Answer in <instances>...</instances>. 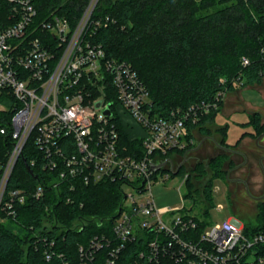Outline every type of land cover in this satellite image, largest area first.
Returning <instances> with one entry per match:
<instances>
[{
    "label": "built area",
    "instance_id": "2783aa9c",
    "mask_svg": "<svg viewBox=\"0 0 264 264\" xmlns=\"http://www.w3.org/2000/svg\"><path fill=\"white\" fill-rule=\"evenodd\" d=\"M8 1L7 16L0 15V221L16 218L17 206L28 197H45L42 182L10 186L29 147L35 152L30 165L39 163L40 153L54 187L70 181L74 190L75 180L121 183L124 198L111 233L79 245L81 264H264V232L245 233L246 223L237 216L207 228L208 221L202 226L204 218L185 206L159 208L151 191L157 175L180 173L174 154L194 144L188 123L197 124L219 102L154 112L133 65L108 57L92 41L98 27L111 22L109 16L92 19L97 0L75 26L57 14L35 23L34 0ZM249 62L243 58V65ZM227 92L218 97L224 100ZM123 129L140 146L136 141L130 149ZM189 175L182 176L185 185ZM56 245L52 240L46 249L48 260L64 258Z\"/></svg>",
    "mask_w": 264,
    "mask_h": 264
},
{
    "label": "trees",
    "instance_id": "16d2710c",
    "mask_svg": "<svg viewBox=\"0 0 264 264\" xmlns=\"http://www.w3.org/2000/svg\"><path fill=\"white\" fill-rule=\"evenodd\" d=\"M90 1L34 0L35 23L57 14L75 26ZM9 8L8 0H0L2 17ZM106 16L111 22L100 25L92 41L101 43L108 57L133 65L149 89L154 112L167 115L192 105L219 102V107L203 114L197 124L188 123L193 137L195 129L212 134L209 123L223 105L220 91L231 92L264 77V0H98L92 19ZM244 57L249 64L243 65ZM244 123L252 127L255 136L264 130L259 112L249 115ZM122 140L130 149L136 141L141 144L139 140L128 141L124 129ZM220 142L227 143L225 138ZM33 156L35 152L26 147L25 159L17 162L10 186L33 188L42 182L45 197H28L17 206L16 218L0 221V264H63L65 259L81 264L79 245L103 231L111 233L124 198L121 183L103 180L86 185L75 180L74 190L70 181L54 187L46 179L50 175L42 168L41 154L37 152L39 163L35 166L30 165ZM224 160L222 155L211 160V176L202 187H194L191 177L187 179L188 196L206 204L202 226L207 222L204 215L212 199L213 179L223 176ZM199 168L208 174L198 162L190 176ZM258 206L257 219L245 224V233L264 232V200ZM52 240L57 243L53 249L64 258H46L44 253Z\"/></svg>",
    "mask_w": 264,
    "mask_h": 264
},
{
    "label": "rangeland",
    "instance_id": "374dc122",
    "mask_svg": "<svg viewBox=\"0 0 264 264\" xmlns=\"http://www.w3.org/2000/svg\"><path fill=\"white\" fill-rule=\"evenodd\" d=\"M259 112L262 119H264V77L261 81L254 84L246 85L242 88H237L231 92H227L223 100V105L220 112L216 115L215 119L208 125L211 127L212 134L216 137H221L222 134L218 131L225 130V136L228 143L244 149L248 153V165L242 167L243 172L250 174V182L254 185L252 190L255 195L263 194V181L264 174L258 165V154L260 150L255 145V132L251 126H247L244 122L248 119L246 113ZM244 123V124H243ZM219 125V126H218ZM247 132L245 135L242 133ZM198 135V134H197ZM242 135V136H241ZM214 140H206L203 146L196 151H188L183 154L182 151L177 152L174 157V162L178 165L187 157L182 171L178 174L170 175L168 178L163 179L160 174L153 179L151 191L159 208L164 207H181L185 206L187 210L197 213L202 216L204 211V203L193 200L188 196V188L183 182V175L194 168L196 163L201 162L208 169V174H202V169L199 168L198 172H193L191 176L192 184L196 186H203L211 176L209 165L211 160L221 153L219 143ZM195 144V142H194ZM193 144V145H194ZM191 145V147H193ZM185 155V156H184ZM235 161L240 162L243 159L234 156ZM199 173V174H197ZM127 191H131V187H126ZM144 197L143 194H138ZM264 200L254 199L248 193L246 187H236L235 184L231 185L223 177L213 179L212 185V199L209 200L210 206L208 213L204 215L207 218V228L212 223L222 222L231 216L239 217L244 223L255 222L260 207L258 202Z\"/></svg>",
    "mask_w": 264,
    "mask_h": 264
},
{
    "label": "flooded vegetation",
    "instance_id": "af4514ba",
    "mask_svg": "<svg viewBox=\"0 0 264 264\" xmlns=\"http://www.w3.org/2000/svg\"><path fill=\"white\" fill-rule=\"evenodd\" d=\"M262 122L264 123V119H262ZM261 137V138H259ZM220 145V149L222 150L219 155H222L225 157L224 163H223V178L230 183L231 185L235 184L236 187H246L248 193L251 195L254 199H261L264 198V181H263V194L260 193V195H255L252 188L254 185L252 182H250L249 176L250 174L248 171L245 173L242 170V167L248 165V153L244 149H238L237 147L230 145L228 143L222 144L220 141H218ZM255 145L258 150H260V153L258 154V165L263 171L264 174V130L256 137L255 139ZM234 156L241 157L243 160L240 162L235 161L236 159ZM187 158V157H186ZM186 158L183 159L182 163L184 164L186 162Z\"/></svg>",
    "mask_w": 264,
    "mask_h": 264
},
{
    "label": "crops",
    "instance_id": "0c3cea01",
    "mask_svg": "<svg viewBox=\"0 0 264 264\" xmlns=\"http://www.w3.org/2000/svg\"><path fill=\"white\" fill-rule=\"evenodd\" d=\"M247 114H248V119H249V114L250 113H248V112H246ZM247 119V120H248ZM219 126V125H218ZM194 142H195V144L193 145V147H191L190 148V152H192V151H196V150H198V149H200L202 146H203V144H204V142L206 141V140H214L215 139V143L217 144L218 143V141H221L223 138H225V136L224 135H222L221 137H216V136H214V134H205V133H202L200 130H198V129H195L194 131ZM198 134V135H197ZM228 135V134H227ZM226 139V138H225ZM227 141V143H228V140H226ZM229 144V143H228ZM231 145V144H230ZM188 153V152H187ZM185 156V155H184ZM186 158V157H185ZM187 159V158H186ZM182 162H180V164H181ZM179 164V165H180Z\"/></svg>",
    "mask_w": 264,
    "mask_h": 264
},
{
    "label": "water",
    "instance_id": "95a60500",
    "mask_svg": "<svg viewBox=\"0 0 264 264\" xmlns=\"http://www.w3.org/2000/svg\"><path fill=\"white\" fill-rule=\"evenodd\" d=\"M97 1H98V0H97ZM100 104H101V101H99V102L97 103V106H100ZM105 112H106L107 114H110V113H111L109 108L106 109ZM259 138H261V137H259ZM182 164H183V163H181V164L179 165L178 170H180ZM160 166H161V165H157L156 168H159Z\"/></svg>",
    "mask_w": 264,
    "mask_h": 264
}]
</instances>
